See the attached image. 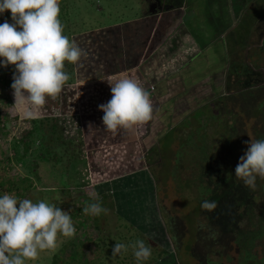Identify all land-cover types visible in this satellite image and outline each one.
Here are the masks:
<instances>
[{
    "label": "rangeland",
    "instance_id": "374dc122",
    "mask_svg": "<svg viewBox=\"0 0 264 264\" xmlns=\"http://www.w3.org/2000/svg\"><path fill=\"white\" fill-rule=\"evenodd\" d=\"M242 1L248 2V11L243 20L248 22L249 42L248 44L246 41L240 43L241 37L245 39V33L238 38L231 32L226 37L232 45V50L230 49V59L226 61L224 70L226 71L227 65L232 62L229 76L231 77L230 86L233 87L229 89L232 92L229 93L227 105L224 108H217L210 118L207 117L209 111H204L202 107L211 101L202 102L194 91L195 87L188 88L187 81L184 80L180 88L185 91L180 90L179 94L173 93L171 99L164 102V110L171 111L173 110L171 100L178 101V104L186 100L187 107L179 109V114L183 115L187 111H191V114L183 119L181 126L175 129L173 125L178 122H171V120L177 121L179 118L172 117L173 113L168 117L169 119L164 118L163 107H161L158 116L153 120V125L158 123V119L163 118L169 128L166 130L163 127L165 133L157 137L159 143L155 142L157 139L152 138L147 142H144V137L139 140L136 134H140V131L135 125L134 128L137 130L131 127L130 133H121V131L125 132L123 128L116 132L109 130L107 137L110 139L104 142V147H100L97 143L99 137H96L93 143L86 145L83 134L86 135L88 131L84 132L82 126L89 122L95 133L94 130L103 125V115L97 113L99 105L104 104V99H101L102 92H111L110 82L116 83L120 79L132 77L128 71L130 67L127 61L130 55H136L137 59L146 57L148 54L150 57L159 56L158 51L165 41L166 27L169 23L165 13L172 7H168L170 0H60L59 19L64 26V35L88 53L86 59H82L75 65L65 62L64 70L69 74L70 79L56 98L55 102L59 104L58 112L52 114L67 129L58 132L55 139L50 132L52 123L45 124L40 136L36 137L32 149L25 152L23 146L17 142L18 138L14 137L19 124L13 119L14 108L17 105H14V101L5 100L1 110L4 115H7L4 116L7 130L5 139L0 137V195L7 193L18 199H31L33 202L43 200L69 212L76 228L73 238H80L81 242L88 241L92 244L91 237L98 242L96 239L99 236L98 238H101L99 241L104 242V246L93 244L90 247L92 253L94 252L90 254L93 258L98 253L102 254L105 248L111 247L108 243L123 241L126 234L121 230L122 224L117 221L129 223L123 214L114 213L117 192L114 190L111 179L129 172L136 173L137 180H134L129 187L135 189L131 191L132 209L134 208L137 212L147 209L152 211L153 206H157L164 230L160 233L157 227L152 229L151 234L157 238L156 242L145 235L144 229L135 230L129 223L126 232L130 233V239L136 237L138 240H143L152 249L151 257L141 262L147 264L158 262L161 247L167 242L168 247L171 246L174 249L178 264H200L198 258L194 260L193 257H196V254L193 255L192 250L196 247L195 244L198 247L203 240L209 241L208 238L201 236V229L206 222L218 219V209L207 211L202 209L201 205L205 200L215 201L217 204L221 202L225 191L223 192L216 184L219 177H224L226 172L223 169L218 172V177L212 178L215 184L206 182L211 187L202 185L204 190L207 188L215 190L208 195L206 191L201 190L202 187L196 181L199 173L195 168H200L201 174L206 162L211 168L216 167L212 157L216 152L218 153L217 142H221L220 136L226 133L225 128L233 123L234 116H236V122H234L238 128V137L233 138V134L228 131L230 144L238 142V148L248 147L246 141L258 140L259 134H264V115L261 113V108H257L258 101L254 102V107L250 108L249 101L244 100L243 97H236L239 89L238 82L247 80L249 70L253 69L264 74V47L261 43L260 31L256 29L261 22H264V0ZM204 9L210 10V5H205ZM173 11H176V8L172 9ZM7 16L13 22L10 11ZM203 16L207 23L209 15ZM203 63L199 61V64ZM10 68H13V65H10ZM141 73L145 76L143 71ZM2 76L5 77L6 87L10 88L12 82L6 80V75ZM241 77L244 79H240ZM254 80V82L258 81V79ZM235 83L237 86H234ZM254 84L257 85V83ZM150 89V95L154 94V86ZM260 89L256 95H264L263 83ZM110 95L112 96V93ZM194 96L197 97V101L193 100ZM9 114L12 117L9 118ZM48 114L41 109L37 116L48 117ZM45 117L38 118L41 120ZM167 120L170 121L167 122ZM81 129L84 133H80ZM146 129V127L143 128V130ZM42 135L44 143L41 139ZM51 138L54 140L46 147H49L52 154L48 155L44 152L43 144H48ZM57 138L64 142H57ZM198 148H203L204 153H198ZM146 150H150L151 163L142 161ZM128 156L134 158L130 159ZM127 159L132 163L122 162ZM156 160L158 163H155ZM232 172L230 171V175ZM150 182L153 184V194L143 192L150 189ZM193 182L196 185L191 186ZM219 186L221 187L220 184ZM94 202H99L102 207L108 209V213L100 216L84 214V207ZM128 203L127 197L124 204ZM200 215L202 219L199 218ZM181 220L188 228L187 233L181 234L182 230L175 228L176 223L180 222L181 226ZM96 221L103 225H100L101 231L95 228ZM116 225L117 229L114 227ZM240 226L244 224L240 223ZM73 238L66 240L71 241ZM130 239L127 238L125 241L128 242ZM66 240L63 239L62 243H66ZM62 247L56 251L57 254L63 253L61 258L70 253L69 249L65 251L61 249ZM81 248L79 245L80 252ZM255 250L260 252L257 248ZM198 251H203V246L194 252ZM71 253L74 254L72 248ZM82 253L87 254L88 250ZM229 254L231 257H237L234 251H230ZM131 256L133 257L134 254L132 253ZM50 257L51 255L41 259L26 260L25 264H51ZM134 259L130 261V264H135ZM208 260V264L221 262L215 255L208 256ZM60 264L63 263L60 262Z\"/></svg>",
    "mask_w": 264,
    "mask_h": 264
},
{
    "label": "clouds",
    "instance_id": "9594fccd",
    "mask_svg": "<svg viewBox=\"0 0 264 264\" xmlns=\"http://www.w3.org/2000/svg\"><path fill=\"white\" fill-rule=\"evenodd\" d=\"M11 12L12 23L0 24V66L13 65L11 88L15 104L26 118L42 109L48 98L56 99L70 79L65 62L77 64L88 56L69 37L61 23L60 0H0V13ZM112 97L99 105L107 130L116 132L150 121L153 106L150 93L141 82L123 78L110 83ZM248 147L235 168V176L255 190L256 179H264V139L245 142ZM214 178V177H213ZM202 209L213 211L215 201H203ZM86 215L100 216L108 209L99 202L84 207ZM76 228L67 211L43 200L0 196V264H25L36 260L42 251H55L58 236L73 238ZM131 247L137 264L148 260L152 249L143 240L131 245L116 243L112 258Z\"/></svg>",
    "mask_w": 264,
    "mask_h": 264
},
{
    "label": "crops",
    "instance_id": "0c3cea01",
    "mask_svg": "<svg viewBox=\"0 0 264 264\" xmlns=\"http://www.w3.org/2000/svg\"><path fill=\"white\" fill-rule=\"evenodd\" d=\"M244 2L245 1L242 0H184V4L180 5L179 0H175L176 5H174V7L172 6L171 10H168V12L165 13L169 23L166 27L167 31L165 35V41L158 51L159 56L150 57V55L148 54L146 55V57H141L139 59H137L136 55H130L128 57V67H130L128 68V71L130 73V76H132L131 78L141 82L142 85H145L148 92L151 90L150 87L154 86V91L152 90L154 94L150 95L153 106V117L146 123L136 125V128L138 127V131H140V134H136L139 140L141 137H144V142H147V140L152 138L153 140L157 139L155 140V142L159 143V138L157 137L162 136L165 133V129L167 130L169 128V125L165 124V120H163V118L158 119V123L153 125L154 118L158 116L159 108L163 107L162 112L164 114V118L169 119L168 117L172 113V117L176 116L177 118H179V120L177 121L171 120V122H178L177 124L173 125L175 126V129L178 128L181 122H184L183 119H185L187 115L191 114V111H187L183 115L179 114V109H185V107H187L185 105V99L182 103H180L179 101L180 104H178V101L171 100L170 104H173V110H164V102L170 100L173 93L179 94L180 90L182 92L185 91V89L180 88V85L184 80L187 81L186 85L188 88L193 89L195 87L194 91L202 102L207 100L213 101L214 99L228 98L229 93L232 92V90L229 91V89L232 87L230 86L231 77L229 76L231 68L230 63L232 64V62L227 65L226 71L224 70V66L226 61L228 62L230 59L232 45L226 37L229 36L231 32L234 33L238 38L241 37L243 33H245L246 40L241 37L240 43L242 44L244 41H246L248 44V22H245L243 20V17L248 11V2ZM205 5H210V10L204 9ZM174 8H176V11L172 12V9ZM204 14L209 15L207 23L205 16H203ZM232 28L234 30H232ZM199 61H203L204 63L199 64ZM13 69H15V67L13 66V68H10V65L8 67L0 66V122H5L4 116L6 114L4 115V113L2 112V106L5 105L3 104L5 100L7 102H15L14 90L11 87H6L4 80L5 77L2 76H8L9 74H11V72H15V70ZM142 71L145 76L142 75ZM235 85L236 83L234 84V86ZM6 89L7 91H5ZM102 93L103 94L101 95V99H104V104H106L112 97L110 95L111 92ZM106 96H108L107 99ZM193 100L197 101V97L194 96ZM17 109L18 106L14 108V113ZM97 113L98 115H104L101 110H99ZM11 114H9V118L12 117ZM38 117L45 116L41 115ZM180 118H182V121H180ZM169 121L170 120H167V122ZM82 127L84 128V132L88 131L86 133L87 136L83 134V138L86 140V145L93 143L94 139L96 137H99L97 143L100 147H104V144L108 141V139H110L107 137V133H109V130L105 128L104 124L99 126V128H96V130H94L95 133L93 132V129L91 128L89 122H86ZM144 127H146L147 129L143 130ZM163 127H165V129H163ZM136 128H134V126L132 127V129L137 130ZM64 129L67 128L62 126V130ZM122 130H124L125 132L121 131V133H130L132 131L131 128H123ZM146 131L147 134L143 136L142 132ZM82 132L83 131L81 129L80 133ZM65 142H67L66 139ZM149 152L150 150H146L145 155L142 159V161L145 163H151ZM152 157L153 154L151 156V159ZM129 158L132 159L134 157L131 156ZM122 162H127L130 164L132 163L128 161V159L123 160ZM155 163H158L157 160ZM120 176L121 177L117 178H115V176L113 179H111L113 180L114 190L115 192H117L114 202L116 206L115 208L113 206L114 213L123 214L132 225L126 222L117 221V223L122 224L121 230L125 232L126 236L123 237L122 242H110L108 244H110L111 247L112 244L114 247L116 243L131 245L133 242L138 240L136 239V237L134 239H130V233L126 232L128 231L129 225L133 226L135 230H137L138 228L144 229L145 235L157 242V238L151 234V232H153L152 229L157 227L160 233L164 231L160 218V212H158L157 206L152 205V211H149L147 209L143 212H137L134 210V208L132 209L131 204L133 194L131 191H134L135 189H131L129 187L132 185V182L134 180H137V175L136 173L134 174L133 172H129ZM153 190V184H151L150 182V189L144 190L143 192H152L153 194ZM127 197L129 198V203L124 204ZM142 215H145V217H142ZM138 218L140 220H138ZM199 218H201V215L199 216ZM137 220L138 222H135ZM94 225L96 226L95 228L97 229V231H101L100 225L102 224L99 221L94 222ZM114 227H116L117 229V225ZM175 228L182 230L181 234H183L184 232H188V228L183 221L181 222V226L179 222L178 226H175ZM172 231L174 232V229H172ZM98 237L99 236H97L96 239V241L98 242L92 240L91 237L92 244H90L88 241L85 243L81 242L79 240L80 238H73L70 241V239L66 240L67 238H61L60 236H58V246L56 250L44 251V253L39 254L37 259L45 258L51 255V264H60V262H62L63 264H108L109 262L113 264H130V261L135 258V256H131V254L133 253L131 247H129L128 251L122 256H117L115 258H112L113 248L111 249V247L105 248L102 254L98 253L96 254V256L91 258L90 254L92 255L94 252L92 253L90 247L93 244L95 246L105 245L103 241H99L101 240V238ZM127 238H129L130 241H125ZM63 239L66 240V243H62ZM79 245L82 247L81 252L78 249ZM61 246H63L61 249H64L65 251L68 249L70 250V253L65 254V256L63 255L62 258L61 255L63 253H56L57 249L59 250ZM71 248L74 250V254L71 253ZM86 249L88 250V253L83 254L82 252L85 253ZM195 250L196 249L192 250L193 255L195 253ZM193 258L196 261V257ZM227 259L229 258L220 259L221 263L228 264ZM134 261L135 264H137L136 258L134 259ZM140 264L147 263L140 262ZM153 264H178L174 255V249L171 246L169 248L167 242H165L164 246L162 245L161 247L158 262H154Z\"/></svg>",
    "mask_w": 264,
    "mask_h": 264
},
{
    "label": "trees",
    "instance_id": "16d2710c",
    "mask_svg": "<svg viewBox=\"0 0 264 264\" xmlns=\"http://www.w3.org/2000/svg\"><path fill=\"white\" fill-rule=\"evenodd\" d=\"M176 3L175 0H170V4L173 7L174 5H176ZM179 4L180 5L184 4V0H179ZM0 24H2L1 21ZM257 31H260L259 35L261 38V43L264 47V22H261L259 26H257ZM254 79H258V81L254 82L255 81ZM238 83H239L238 84L239 89L236 92L237 94L236 97H243L244 100L249 101L250 108L255 104L254 102L258 101L259 106L257 108L258 109L261 108V113L264 115V97H263L264 95L262 94L256 95V93L261 90L260 86H262V83L264 84L263 72L254 73L253 69H251L249 70V75L247 80L246 81L240 80ZM254 83H257V85ZM261 96L263 97V99ZM227 99L228 98L214 99L207 105L203 106L202 108H204V111H209L207 117L210 118L217 108L219 107L224 108L227 105ZM55 101L56 99H52V98L47 99V103L42 109L49 114L48 117L42 118L41 120L37 116V114L41 109L39 110L34 109L33 118H26L19 107L15 111L13 115V119L19 124H18V128L15 131L14 137L18 138L17 142L21 146H23L25 152H28L32 149L36 137L40 136V134L42 133L41 129H43V126L45 124L52 123L50 132L54 138L58 132L60 131L63 132L62 131L63 125L60 124L58 118L53 117L54 114H52L53 112H58V108H59V104L56 103ZM216 102L218 103L216 104ZM212 104L214 106H212ZM234 121L236 122V116H234L232 120L233 123L225 128L227 134L226 133L221 134L220 136L221 142H217L218 153L216 152L215 156L212 157L216 167L211 168L210 166L207 165L206 162V166L203 167L204 169L201 171V174H200V168L199 169L195 168L196 171L199 173L198 175L199 178L196 179V181L199 182L201 187L204 184L207 185V187H211L210 184L206 182L214 183V180L212 178L216 176L218 177L219 176L218 172H220L223 169L226 172V175H224V177L221 178L219 177L216 184V186L219 187L223 192L225 191L224 197L221 199V202L217 204L216 207V209H218V214H217L218 219L215 218L214 221L206 223V225H204L201 229L202 232L201 236L203 238L209 239V241L203 240L202 243H200L201 245H199V246H203V251L206 253L207 259L208 256L210 255L218 256L219 259L222 258L230 259L231 256L229 252L231 251V248L235 247V245L238 244V242H240L241 237L243 236L247 237V234L256 233V227H259L257 230H259L261 232V235L264 236V179L258 177L256 179V188L255 190H252L247 186H245L243 180H240L235 176V168L239 163L240 157L243 156L244 153L246 152L247 147L238 148L239 147L238 142H236L235 144L232 142H231L232 144L229 143L230 140L228 136V131L229 133L233 134V138L238 137V128L236 127ZM1 124L2 122H0V125ZM6 130H7L6 124L4 128L0 127V137H3L5 139ZM146 134L147 131L142 132L143 136ZM42 137L44 136L43 135L41 136V139L44 143L45 140ZM262 139H264V134H259L258 140H262ZM53 140L54 139L51 138L48 144L46 145L43 144L44 152H47L48 155L52 154V151L49 149V147L46 146H49L51 141ZM58 141H60L61 143L64 142V140H61L60 138H57V142ZM197 151L200 154L204 153L203 148H198ZM187 171L190 172L189 170ZM230 171L232 172L231 175H230ZM238 180H240V182H238ZM219 184L221 185V187L219 186ZM190 185L191 186L196 185V183L193 182ZM201 190L206 191L208 195L215 191L213 188L212 189L207 188V190H204L203 187ZM172 221L173 219L171 220V222ZM240 223H243L244 226H240ZM172 224L175 225V223ZM177 224L178 223H176L175 225L176 227L178 226ZM196 258H198L197 254H196Z\"/></svg>",
    "mask_w": 264,
    "mask_h": 264
},
{
    "label": "flooded vegetation",
    "instance_id": "af4514ba",
    "mask_svg": "<svg viewBox=\"0 0 264 264\" xmlns=\"http://www.w3.org/2000/svg\"><path fill=\"white\" fill-rule=\"evenodd\" d=\"M168 7H172V5L169 4ZM253 72L256 73V71ZM258 228L256 227V233L241 237L240 242L231 248V251H234L237 257L232 256L227 259L228 264H264V236L257 230ZM255 248L259 249L260 252H256ZM194 249H200V246L197 247L196 245ZM197 253L200 264H208L209 260L206 253L204 251H198ZM220 264L222 263L220 262Z\"/></svg>",
    "mask_w": 264,
    "mask_h": 264
},
{
    "label": "built area",
    "instance_id": "2783aa9c",
    "mask_svg": "<svg viewBox=\"0 0 264 264\" xmlns=\"http://www.w3.org/2000/svg\"><path fill=\"white\" fill-rule=\"evenodd\" d=\"M7 13H8V11H5L4 13H0V21H1V23H3L5 20H7L9 23H12V22L9 20V16L6 17ZM13 74H14V71L11 72V74H9L8 76L6 75V79H7L8 81H10V82H13V80H12ZM152 89H153V87H152ZM5 124H6L5 122H2V124H1L0 127H1V128H4ZM0 196H1V195H0Z\"/></svg>",
    "mask_w": 264,
    "mask_h": 264
}]
</instances>
